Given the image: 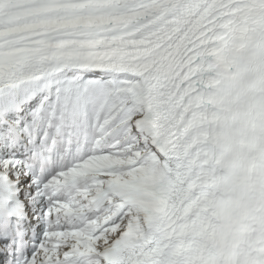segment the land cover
Here are the masks:
<instances>
[{
	"label": "snow or ice",
	"instance_id": "1",
	"mask_svg": "<svg viewBox=\"0 0 264 264\" xmlns=\"http://www.w3.org/2000/svg\"><path fill=\"white\" fill-rule=\"evenodd\" d=\"M0 264H264V0H0Z\"/></svg>",
	"mask_w": 264,
	"mask_h": 264
}]
</instances>
